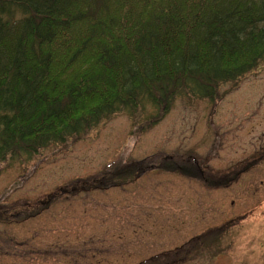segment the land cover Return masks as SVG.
I'll use <instances>...</instances> for the list:
<instances>
[{"label":"rangeland","instance_id":"rangeland-1","mask_svg":"<svg viewBox=\"0 0 264 264\" xmlns=\"http://www.w3.org/2000/svg\"><path fill=\"white\" fill-rule=\"evenodd\" d=\"M150 113L0 162V264H264V61Z\"/></svg>","mask_w":264,"mask_h":264},{"label":"trees","instance_id":"trees-1","mask_svg":"<svg viewBox=\"0 0 264 264\" xmlns=\"http://www.w3.org/2000/svg\"><path fill=\"white\" fill-rule=\"evenodd\" d=\"M263 61L264 0H0V162L120 112L151 107L155 122ZM165 164L200 176L197 163Z\"/></svg>","mask_w":264,"mask_h":264}]
</instances>
